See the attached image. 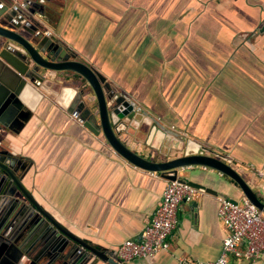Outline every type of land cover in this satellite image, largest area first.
I'll return each mask as SVG.
<instances>
[{"label": "crops", "instance_id": "obj_1", "mask_svg": "<svg viewBox=\"0 0 264 264\" xmlns=\"http://www.w3.org/2000/svg\"><path fill=\"white\" fill-rule=\"evenodd\" d=\"M41 5L55 38L142 112L119 137L130 150L162 161L192 139L229 159L261 199L264 181L256 173H264V31L258 30L264 25V0ZM45 76L37 88L30 87L22 101L27 117L10 123L1 147L22 163L20 183L55 222L92 247L114 252L145 226L166 180L122 160L101 135L82 127L81 114L67 112L77 87L95 110L92 93L78 76ZM179 176L216 195L197 190L193 201L178 205L167 251L117 264L208 262L218 256L225 236L218 200L238 201L242 195L209 169ZM43 263L39 258L37 264ZM86 264L106 263L91 257ZM230 264H264V255Z\"/></svg>", "mask_w": 264, "mask_h": 264}, {"label": "water", "instance_id": "obj_2", "mask_svg": "<svg viewBox=\"0 0 264 264\" xmlns=\"http://www.w3.org/2000/svg\"><path fill=\"white\" fill-rule=\"evenodd\" d=\"M43 1L46 0H0V264H18L22 260L37 264L39 258L44 259L43 264H86L91 257L106 264L118 263L113 252L78 239L40 208L20 183L18 173L24 172V166L1 147L2 138L12 130L10 123L23 122L27 117L22 101L30 87L37 88L47 72L71 73L84 82L92 93L95 110L89 107L83 89L77 87L67 112L81 114L78 118L82 127L94 136L101 135L108 147L131 166L216 195L179 176L192 168L212 170L233 182L242 197L264 214L263 204L230 166V160L192 139L182 141L177 156L162 161L130 150L119 137L142 112L55 38L47 28ZM262 31L264 25L258 30Z\"/></svg>", "mask_w": 264, "mask_h": 264}, {"label": "built area", "instance_id": "obj_3", "mask_svg": "<svg viewBox=\"0 0 264 264\" xmlns=\"http://www.w3.org/2000/svg\"><path fill=\"white\" fill-rule=\"evenodd\" d=\"M256 177L264 181V173ZM197 190L184 183L166 181L160 200L150 218L139 232L130 240L120 243L113 254L118 263L133 259H147L159 252L167 251L169 238L178 226L177 210L182 202L190 203ZM264 206V193L259 199ZM216 215L225 230L220 252L213 261L202 262L180 258L178 264H230V261H256L264 255V214L258 211L247 199L238 201L220 198Z\"/></svg>", "mask_w": 264, "mask_h": 264}, {"label": "trees", "instance_id": "obj_4", "mask_svg": "<svg viewBox=\"0 0 264 264\" xmlns=\"http://www.w3.org/2000/svg\"><path fill=\"white\" fill-rule=\"evenodd\" d=\"M231 182V181H230ZM233 183V182H232Z\"/></svg>", "mask_w": 264, "mask_h": 264}]
</instances>
